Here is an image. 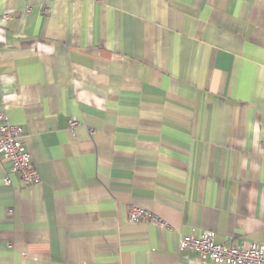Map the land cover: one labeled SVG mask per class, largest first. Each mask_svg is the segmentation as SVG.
<instances>
[{"label":"crops","instance_id":"1","mask_svg":"<svg viewBox=\"0 0 264 264\" xmlns=\"http://www.w3.org/2000/svg\"><path fill=\"white\" fill-rule=\"evenodd\" d=\"M0 108L40 177L0 160V264L264 245V0H0Z\"/></svg>","mask_w":264,"mask_h":264},{"label":"built area","instance_id":"2","mask_svg":"<svg viewBox=\"0 0 264 264\" xmlns=\"http://www.w3.org/2000/svg\"><path fill=\"white\" fill-rule=\"evenodd\" d=\"M6 18V17H5ZM0 160L7 162L12 172L17 173L27 186H34L40 182L37 170L33 167L31 156L24 143V130L7 122L3 109L0 108ZM77 125L76 120H70L71 128ZM4 184L10 185L9 177H4ZM12 212V210H9ZM127 218L131 222L151 220L155 224L163 225V221L149 210L131 205L127 208ZM181 250H189L203 259L215 264H264V245L249 243L247 246L239 244L226 246L214 241V232L205 230L200 234H186L178 244Z\"/></svg>","mask_w":264,"mask_h":264}]
</instances>
